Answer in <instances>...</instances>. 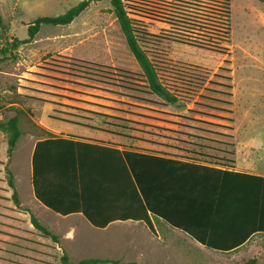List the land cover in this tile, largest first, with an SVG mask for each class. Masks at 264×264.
<instances>
[{
	"label": "rangeland",
	"instance_id": "obj_1",
	"mask_svg": "<svg viewBox=\"0 0 264 264\" xmlns=\"http://www.w3.org/2000/svg\"><path fill=\"white\" fill-rule=\"evenodd\" d=\"M81 1L1 0L0 120L18 116L22 135L9 161V136L0 131V264H63L64 254L70 257V264H78L89 258L83 257L86 254L91 256V250H86L91 239L84 229L65 231L62 235H71L72 240L57 243L31 222L26 204L31 203L33 135H38L33 116L54 107V115L95 126L119 145L229 164L233 157L230 144L246 136L251 119L242 103L243 90L259 87L251 77L264 80V73L255 72H264V49L252 41L254 28L238 8L232 17V44L237 46L234 65L232 54L173 41L162 44L163 80L179 87L185 73L190 80L193 74L200 75L198 88L182 92L177 103L150 92L110 0L92 2L69 25L43 24L31 42H23L37 18L63 14ZM159 27L151 25L149 30L158 33ZM241 45L256 52L259 61L251 68L238 48ZM233 74L235 141L229 95L233 93ZM255 114L264 117V111ZM9 169L19 205L9 183Z\"/></svg>",
	"mask_w": 264,
	"mask_h": 264
},
{
	"label": "crops",
	"instance_id": "obj_2",
	"mask_svg": "<svg viewBox=\"0 0 264 264\" xmlns=\"http://www.w3.org/2000/svg\"><path fill=\"white\" fill-rule=\"evenodd\" d=\"M236 8L254 28L252 41L264 49V2L232 0L233 18ZM231 45L233 64L237 46L232 42ZM238 48L249 60L250 68L259 61L254 50L243 45ZM231 79L235 141L234 74ZM253 80L259 87H246L242 102L251 119L247 122L246 136L234 142L236 162L228 167L119 145L95 126L54 115V107L42 110V114L33 116L38 133L33 135L35 146L49 139L71 140L81 145L71 161L59 159L60 145L50 147L52 160L42 165L52 184L45 186L43 195L61 212H55L37 197L33 151L29 167V172L32 167L31 203L26 204L30 215H35L61 241L68 243L71 235L62 233L84 229L91 239V246L86 247L91 256L83 257L110 261L97 264H264V232H255L240 242L251 226L248 217L253 204L264 193V181L257 178H264V117L255 114L264 111V80L251 77ZM133 164L142 183L141 193L158 211V214L149 211L146 218L138 220L124 218L140 211L141 194L132 186ZM64 169L82 173L85 178L82 188L67 189L62 185L59 174ZM72 208L75 210L62 214ZM84 209L102 222L107 217L113 220L98 227L88 220ZM193 235L227 250L210 248ZM76 238L79 241L77 235Z\"/></svg>",
	"mask_w": 264,
	"mask_h": 264
},
{
	"label": "trees",
	"instance_id": "obj_3",
	"mask_svg": "<svg viewBox=\"0 0 264 264\" xmlns=\"http://www.w3.org/2000/svg\"><path fill=\"white\" fill-rule=\"evenodd\" d=\"M102 0H83L78 4L69 8L63 14L57 16H42L37 18L33 23L29 25V37L24 40V43L31 42L38 32L40 31L43 24L60 25L65 26L71 24L77 17H79L92 2H99ZM264 2V0H261ZM112 4V11L114 12L121 31L125 36L126 42L137 60L141 71L143 80L147 83L150 92L157 95L169 103H177L181 100L182 92H193L197 87L200 80L197 78L200 75L193 74V81L190 80L185 73L184 78L181 79V86L172 85L161 77V64L165 63V51L162 49V44L166 41H173L180 44L189 45L192 47L209 50L212 52L220 53L223 55L231 54L230 45L232 42V31H233V10L232 0H110ZM0 24H3V16L0 7ZM159 24V32L152 33L149 30L151 25ZM0 58V63L2 62ZM230 62V61H228ZM200 84V83H199ZM180 88V89H179ZM232 96V93H229ZM231 106L233 102H230ZM233 114V110L230 111ZM233 121V119H231ZM0 131L6 132L9 136L8 146V157L11 160L17 145L19 143L22 131L20 128V118L14 116L8 121L0 120ZM234 138V136H233ZM59 147V153L61 157L59 159L74 160L75 151L81 145L79 142L71 140H46L38 142L35 146L33 154V165H34V177L33 182L35 184L36 194L47 206L52 208L55 212L58 211L53 203L47 201L43 195L45 186L52 184L50 179L47 177L49 173H46L44 163L51 161L53 150H49L50 147ZM233 150L230 152L233 156L229 160V164H221L222 166L228 167L235 164V143L230 144ZM51 149V148H50ZM57 152V153H58ZM56 154V152H54ZM127 157L129 153H126ZM138 157H144L142 154H135ZM223 173H229L230 171L219 170ZM238 175H245L236 173ZM9 183L14 190V199L16 204H20L19 193L16 189L14 182V175L9 169ZM54 175V174H51ZM62 181V185L65 188L70 189L77 186L84 185L85 178L82 173L67 171L64 169L59 174ZM247 176V175H246ZM260 181H264V178L257 177ZM132 186L138 189L141 196L138 198L140 211L133 212L130 217L133 219L146 218L148 212L158 214L156 207L152 202L141 193L142 183L138 177L136 169L132 173ZM75 209H69L63 211L62 214H67ZM142 211V212H141ZM84 214L88 220L98 226L105 227L113 220L111 217L105 218V221L98 220V218L84 209ZM251 222L250 228L245 232L244 237L240 242H245L253 233L264 232V193H260L256 201L253 204L252 213L248 217ZM247 220V219H246ZM31 222L34 227L43 233L45 236L52 238L55 242H59V236L50 231L40 220L35 216L31 215ZM174 224V223H172ZM175 225V224H174ZM176 226V225H175ZM182 228V227H181ZM190 233V232H189ZM192 234V233H190ZM200 243L219 250L220 245L206 240L204 238L196 237ZM241 244V243H238ZM63 264H70V257L68 254H64L62 257ZM100 262H110L109 260H100L96 258H86L81 260L78 264H97ZM115 262V261H114ZM119 263V262H115Z\"/></svg>",
	"mask_w": 264,
	"mask_h": 264
}]
</instances>
